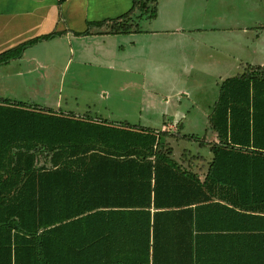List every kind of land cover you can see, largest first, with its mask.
<instances>
[{
  "label": "trees",
  "instance_id": "obj_1",
  "mask_svg": "<svg viewBox=\"0 0 264 264\" xmlns=\"http://www.w3.org/2000/svg\"><path fill=\"white\" fill-rule=\"evenodd\" d=\"M136 10L154 19L158 0L75 33L126 32ZM209 117L218 141L199 174L169 132L0 98V264H264V66L226 78Z\"/></svg>",
  "mask_w": 264,
  "mask_h": 264
},
{
  "label": "crops",
  "instance_id": "obj_2",
  "mask_svg": "<svg viewBox=\"0 0 264 264\" xmlns=\"http://www.w3.org/2000/svg\"><path fill=\"white\" fill-rule=\"evenodd\" d=\"M251 1L158 0L154 19L141 15L139 10L121 19L117 24L130 26L126 32L114 31L108 23L103 27L92 25L89 34L77 35L75 32H84L90 23L122 16L134 0H0V53L36 36L64 32L28 47L22 57L0 65V98L52 100L58 91L61 64L73 61L70 56L75 51L80 64L113 65L127 73L124 80L134 82L133 73L143 69L147 77L158 67L162 69L160 75L170 83L186 85L187 80H181L182 69L205 72L219 68L218 54H214L218 41H205L202 33L219 28L209 25L212 22L252 15ZM202 42L203 47L199 46ZM204 53L205 59H201ZM117 79L114 77L115 83ZM177 94L180 98L174 107L178 116V109L187 99L182 96H188V92L181 87ZM57 101H61L59 97Z\"/></svg>",
  "mask_w": 264,
  "mask_h": 264
},
{
  "label": "rangeland",
  "instance_id": "obj_3",
  "mask_svg": "<svg viewBox=\"0 0 264 264\" xmlns=\"http://www.w3.org/2000/svg\"><path fill=\"white\" fill-rule=\"evenodd\" d=\"M251 8L250 16L242 19L227 17L228 20L209 24L219 28L207 30L202 36L205 41H218L214 44L217 47L214 54H218L219 68L207 69L208 72L189 67L182 69L181 80H187L186 85L170 83L160 75L162 69L158 67L147 77L143 69L138 70L139 74L133 73L134 82L124 80L122 78H127V73L113 65L80 64L76 61L75 51L70 56L73 61L65 60L61 64L58 91L53 93L52 100L15 101L160 130L165 124L177 120V129L169 132L172 136H164L163 141L170 144L173 157L186 168L204 174L213 156L210 144L218 141L209 116L218 99L221 83L226 78L242 74L248 64L264 66V0H252ZM203 45L202 42L199 46ZM205 55L202 54L201 59H205ZM114 77H118V83ZM181 87L186 89L188 96H182L187 99L183 100L177 116L174 105L180 98L177 91ZM22 91L27 94L26 89ZM57 97L61 101H57Z\"/></svg>",
  "mask_w": 264,
  "mask_h": 264
},
{
  "label": "built area",
  "instance_id": "obj_4",
  "mask_svg": "<svg viewBox=\"0 0 264 264\" xmlns=\"http://www.w3.org/2000/svg\"><path fill=\"white\" fill-rule=\"evenodd\" d=\"M177 126H178L177 122L174 121L172 123L165 124L163 126L162 130H160V131L171 132V131L176 130Z\"/></svg>",
  "mask_w": 264,
  "mask_h": 264
}]
</instances>
